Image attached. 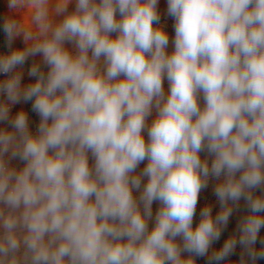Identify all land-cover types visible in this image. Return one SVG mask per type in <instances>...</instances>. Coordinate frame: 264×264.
<instances>
[{
  "label": "clouds",
  "instance_id": "clouds-1",
  "mask_svg": "<svg viewBox=\"0 0 264 264\" xmlns=\"http://www.w3.org/2000/svg\"><path fill=\"white\" fill-rule=\"evenodd\" d=\"M158 4L7 0L22 18L2 25L0 264L264 259V0H167L171 53ZM213 180L220 209L194 227Z\"/></svg>",
  "mask_w": 264,
  "mask_h": 264
},
{
  "label": "rangeland",
  "instance_id": "rangeland-1",
  "mask_svg": "<svg viewBox=\"0 0 264 264\" xmlns=\"http://www.w3.org/2000/svg\"><path fill=\"white\" fill-rule=\"evenodd\" d=\"M74 6H75L74 3L72 5H70V10L73 9ZM167 7H168L167 0H159L158 12L160 14V25L163 26V30L169 36V46H168L167 51L169 53H171L174 50V46H173L172 41L174 40V36H175V31H174L175 21L171 16L168 15ZM24 15H25V18H27L26 12L24 13ZM8 16H12L13 18H15L17 20L22 18V14L10 12V10L7 7V0H0V40H2L6 46H7L6 35L2 30V25H3L4 19ZM113 35H115V34H113ZM23 46L24 45H23L22 37L17 38L13 43L14 48H22ZM68 47L71 48V45H68ZM36 59L39 60L40 58L37 57ZM31 63H32V60L30 59L28 61V63L24 66L25 67V72H24L25 84L31 82V79H32V78H29L27 76V68L30 66ZM164 87H165V91L167 92L168 82L166 79L164 81ZM21 109L28 113L31 130L33 132H35L36 127H37L38 122H39V117L35 113H32L30 103L29 104H24V103L18 104V111ZM154 116H155V111L153 112V117L149 118V123H151V120H152V118H154ZM2 127H4V125H2ZM144 135H145V139L147 140V134L145 133ZM201 157L204 158L205 154L202 153ZM89 162H90V164L92 163L91 159ZM11 163L13 166L22 167V163L19 162L18 160H13ZM146 163H147L146 161L144 163H142L139 166L138 171L142 170L145 167ZM216 183H217V181H214V180L210 181L208 188L201 192L200 197H199V201H198V205H197L196 216L194 217V224H193L194 227L199 222V219H200L199 213L203 207L211 206L212 210H213V216H215L217 214V212L219 211L220 205H219V202L217 200V197L214 195V185ZM256 194L260 195L261 192L259 190H257ZM158 206L159 205L157 203L153 204V213L154 214H155V211L158 208ZM247 214L248 213H247V209L245 207V202L243 200H241L239 210L234 211L233 215L230 217L228 226L224 230L220 240L218 242H216L215 244H213L212 248L216 249V250L221 248L223 243L225 242V240L228 239L230 236H232L234 233H236L237 226H238L240 219ZM150 227H151V224H150ZM259 239H264V228H262L260 233H259L258 240ZM255 247L257 248V250H259L262 247V245H260V243L258 242L255 245ZM240 253H241V248L239 246H237V248L235 250V254L233 256L229 257V261L231 262V264H236V262L239 261ZM185 255H187V254H185ZM207 260H208L207 257L197 258L196 264H207ZM257 264H264V259L258 260Z\"/></svg>",
  "mask_w": 264,
  "mask_h": 264
},
{
  "label": "built area",
  "instance_id": "built-area-1",
  "mask_svg": "<svg viewBox=\"0 0 264 264\" xmlns=\"http://www.w3.org/2000/svg\"><path fill=\"white\" fill-rule=\"evenodd\" d=\"M8 51H9V49L7 48V46L5 45V43H4L2 40H0V54H5V53H7ZM23 71L25 72V67H24ZM4 78H5V77L0 76V79H4ZM23 83H25V77L23 78ZM17 111H18V105L14 106V107L12 108V112H13V114H14L15 112H17ZM0 127H2V125H0Z\"/></svg>",
  "mask_w": 264,
  "mask_h": 264
}]
</instances>
